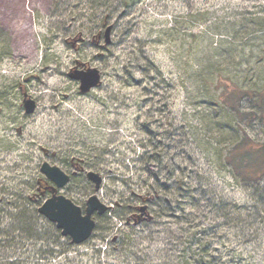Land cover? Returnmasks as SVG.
I'll list each match as a JSON object with an SVG mask.
<instances>
[{
	"label": "rangeland",
	"instance_id": "obj_1",
	"mask_svg": "<svg viewBox=\"0 0 264 264\" xmlns=\"http://www.w3.org/2000/svg\"><path fill=\"white\" fill-rule=\"evenodd\" d=\"M120 2L0 0V264H169L155 253L170 222L156 218L134 224L135 216L125 210L142 206L137 180L131 178L133 161L146 151L144 126L158 133L167 123L162 107L169 84L175 85L173 111L183 107L179 71L170 58L173 45L182 42L184 28L197 37L210 35L213 25L226 33L225 24L244 14L264 17V0H138L128 8ZM106 3L109 8L100 7ZM198 11L208 12L206 22L188 20ZM177 24L180 36H167ZM106 26L113 27L111 43L101 48ZM99 32L101 38H94ZM69 38L78 40L77 49ZM253 45L262 51L264 39ZM76 62L97 69L101 86L80 95L78 82L67 77ZM23 93L36 103L32 115L24 114ZM71 159L102 176L96 195L111 207L102 217L94 215L93 234L80 245L37 212L48 197H38L37 182L45 180L40 165L46 161L71 177ZM202 166L209 168L205 160ZM229 181L213 175L226 198L250 206L249 192L229 188ZM60 193L84 211L94 191L81 175ZM256 228V237L247 233L237 263L218 264H264V223Z\"/></svg>",
	"mask_w": 264,
	"mask_h": 264
},
{
	"label": "trees",
	"instance_id": "obj_2",
	"mask_svg": "<svg viewBox=\"0 0 264 264\" xmlns=\"http://www.w3.org/2000/svg\"><path fill=\"white\" fill-rule=\"evenodd\" d=\"M136 1L121 0L120 5L128 8ZM206 14L192 12L188 20L206 22ZM262 15L244 14L225 24L226 33L213 25L210 35L196 37L184 28L182 42L173 45L170 58L179 71L183 107L173 111L175 85L169 84L162 107L167 123L158 126V133L144 126L146 151L133 161L131 177L152 217L145 223L170 222L155 253L165 263H237L247 233L256 237V225L264 223V49L253 45L264 39ZM180 28L177 24L165 34L180 36ZM150 65L162 77L158 66ZM215 173L228 176L229 188L249 192L252 204L226 198L213 182ZM125 211L131 217L139 207Z\"/></svg>",
	"mask_w": 264,
	"mask_h": 264
},
{
	"label": "water",
	"instance_id": "obj_3",
	"mask_svg": "<svg viewBox=\"0 0 264 264\" xmlns=\"http://www.w3.org/2000/svg\"><path fill=\"white\" fill-rule=\"evenodd\" d=\"M112 26H108L104 31V45L102 48H106L110 43ZM84 42L83 39H80ZM96 42H93L95 44ZM76 65L69 71L67 77L71 81L78 82L79 94H88L91 90L101 86V74L95 68H87L83 64L76 62ZM25 115H32L36 110V103L28 94H22L21 102ZM19 132V131H18ZM44 156L46 151L42 150ZM83 170V169H82ZM40 174H42L47 183H50L44 190L48 191L50 196L47 198L37 212L44 217L50 223H53L56 229L61 231L63 237H69L71 244L80 245L86 242L93 234L95 229V221L93 215L98 217L106 214L110 207L103 204L97 197L99 193L103 178L100 174L87 171L85 177L89 183L93 185L94 194L90 196L86 203L84 211L80 207L76 206L71 200L66 199L60 194L70 181V176L65 174L59 167L51 166L48 162H43L39 168ZM152 217L147 213V206H141L139 208V214L135 216L134 224L142 221L150 222ZM129 221L126 222L128 225Z\"/></svg>",
	"mask_w": 264,
	"mask_h": 264
},
{
	"label": "flooded vegetation",
	"instance_id": "obj_4",
	"mask_svg": "<svg viewBox=\"0 0 264 264\" xmlns=\"http://www.w3.org/2000/svg\"><path fill=\"white\" fill-rule=\"evenodd\" d=\"M96 37H100L101 38V32H99L97 35H96ZM72 39L71 38H69V40L67 41V43H69V45H70V47L71 48H73V49H77L76 47H75V45L77 44V42H78V40H73V41H71ZM46 155L47 156H49V154L48 153H46ZM50 157H54V155L52 154V156L50 155ZM74 159H71L70 160V167L72 168V170H73V172L71 173V177L70 178H74V177H76V176H81V175H85V173L83 172V170L82 169H84L83 167H82V163H81V161H78V160H74ZM37 185H38V188H37V191L39 192V194H40V196L41 197H46V196H48L49 194H48V191L46 190H44V188H46L47 187V184H46V182L45 181H43V180H39L38 182H37ZM135 214H133L131 217L133 218V216H134ZM127 221H129V220H127Z\"/></svg>",
	"mask_w": 264,
	"mask_h": 264
}]
</instances>
